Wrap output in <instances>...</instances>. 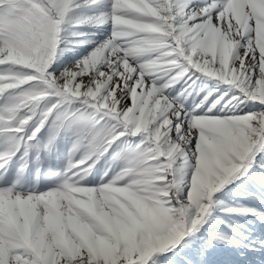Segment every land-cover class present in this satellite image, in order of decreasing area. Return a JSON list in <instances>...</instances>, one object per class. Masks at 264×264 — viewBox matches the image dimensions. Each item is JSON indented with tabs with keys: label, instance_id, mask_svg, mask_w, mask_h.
<instances>
[{
	"label": "snow or ice",
	"instance_id": "obj_1",
	"mask_svg": "<svg viewBox=\"0 0 264 264\" xmlns=\"http://www.w3.org/2000/svg\"><path fill=\"white\" fill-rule=\"evenodd\" d=\"M0 264H264V0H0Z\"/></svg>",
	"mask_w": 264,
	"mask_h": 264
}]
</instances>
